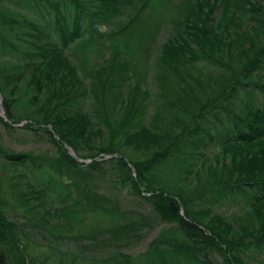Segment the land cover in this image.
Here are the masks:
<instances>
[{"label": "trees", "instance_id": "1", "mask_svg": "<svg viewBox=\"0 0 264 264\" xmlns=\"http://www.w3.org/2000/svg\"><path fill=\"white\" fill-rule=\"evenodd\" d=\"M153 1L0 0V125L24 122L53 149L0 147V264H66L64 233L130 243L156 223L142 253L99 262L264 264V0H163L164 31ZM90 40L108 57L85 69ZM16 209L44 247L20 239Z\"/></svg>", "mask_w": 264, "mask_h": 264}, {"label": "rangeland", "instance_id": "2", "mask_svg": "<svg viewBox=\"0 0 264 264\" xmlns=\"http://www.w3.org/2000/svg\"><path fill=\"white\" fill-rule=\"evenodd\" d=\"M178 1L179 0H172V2L174 3ZM167 8H169V6L163 0H154L152 3V8H151L152 21H153L152 24L155 23L154 25L158 29L163 28V25L160 26V23L162 22L164 24L163 21H165V19L167 18ZM151 9L149 8L148 10L145 11V13ZM164 28L162 29V31H164ZM100 31L102 32L103 29L101 28ZM162 33L163 32H161V34ZM87 37L90 38V36ZM94 39L96 40V38ZM95 40L88 41L91 44L90 47L86 49V55L88 56V65L85 66V69H87V67L88 68L94 67L95 65L100 63L102 58L104 59L108 57L106 51L103 49L104 47H100L101 43ZM73 50L75 54L83 53L82 47L81 48L76 47ZM140 63L141 64L139 66H141L142 68L139 67V69L143 74L146 68L145 61H141ZM86 81L87 80L84 81L83 79V84L87 83ZM151 87H153V84L151 85ZM0 117L4 119L1 108H0ZM24 124H25L24 122L12 124L11 130L5 129L0 125V147L3 150L11 151L14 153H30L34 156L52 155L53 149L50 143L47 141V137L42 135V133L38 131H33L32 129L23 128ZM86 153L87 152L84 151L82 154L85 155ZM107 158L108 156H104L102 160H106ZM77 162L81 164L82 167L85 166L87 163H89L88 158L78 159ZM118 198L123 204V208L126 209L127 211H130L131 214L146 215L149 217L148 220L152 221L151 224H153L156 221L155 218L152 216V212H150L149 204L143 201L142 199H139L136 196L131 195L129 192H125V191H121ZM215 209L217 212L227 216L233 213L235 207L226 204L222 206H217ZM10 219L13 220L15 223H17L19 237L21 240L27 239L28 242L32 241L34 244L44 247L47 241L45 238L46 235L44 234V232L39 233V230L35 228L33 229L34 231H31L29 227L28 217L23 216L21 210L18 209L13 210L10 213ZM165 228H167V225L165 224H160V223H156L155 225L153 224V227L151 229H144L139 233L141 235L140 239L131 240L129 241L130 243H125V241H118V242H110L103 245L100 244L91 245V243L93 242L88 240L87 237L85 238L77 237L74 240L70 239V237H72V235L75 234L72 232L64 233L66 235L64 239L57 241H54L52 239V242L56 243L58 245V248L62 252H66L65 253L66 264H68L69 262L80 263V264H101L99 260L104 259L105 257H109L117 252H120L122 254L131 257L134 256L136 257L138 254L142 253L145 250L146 245L156 236V234L160 230ZM38 234L41 235V237H39ZM43 236L44 239L42 238ZM27 251L28 254H31L32 256L34 255L39 256L40 259H43V256H45L47 252L46 249L38 248L35 245L34 247L25 250V252ZM73 256L82 257L84 258V261L79 262L80 259L78 257H76V260H72ZM53 262H55V260H51V258L44 259L45 264H53Z\"/></svg>", "mask_w": 264, "mask_h": 264}, {"label": "water", "instance_id": "3", "mask_svg": "<svg viewBox=\"0 0 264 264\" xmlns=\"http://www.w3.org/2000/svg\"><path fill=\"white\" fill-rule=\"evenodd\" d=\"M67 151H68V153H69V154H72V152L70 151V149H69V148H67Z\"/></svg>", "mask_w": 264, "mask_h": 264}]
</instances>
